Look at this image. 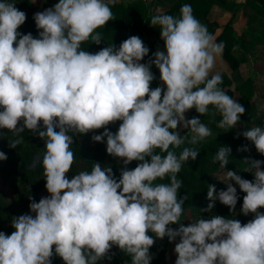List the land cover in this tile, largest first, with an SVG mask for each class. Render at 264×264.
<instances>
[{
    "label": "clouds",
    "instance_id": "clouds-1",
    "mask_svg": "<svg viewBox=\"0 0 264 264\" xmlns=\"http://www.w3.org/2000/svg\"><path fill=\"white\" fill-rule=\"evenodd\" d=\"M112 19L105 0H58L34 14V38L18 31L26 13L13 0H0V135L12 133V149L23 143L25 130L44 142L35 162L42 166L48 193L39 202L29 197L34 215L14 217L11 235L0 232V264H52L53 255L63 264H98L112 258L114 246L131 264H150V248L165 237L170 243L179 238L175 264H264V213L259 211L264 208V161L246 160L254 179H244L225 171L231 148L221 146L213 163L223 170L218 179L227 188L217 193L209 185L207 191L206 211L218 200L233 215L239 199L234 182L245 193L240 214H254V219L242 224L215 215L181 223L187 196L178 198L182 182L177 174L199 151L183 147L177 155L174 149L212 135L198 117L185 114L195 109L205 116L211 106L212 115L221 117L216 127L227 131L246 111L219 87L222 76L212 74L224 45L215 43L191 5L184 4L179 16L151 18L164 47L148 63H141L149 49L138 36L118 48L82 50L89 41L101 44L97 29ZM153 65L162 85L155 89L150 87ZM117 121L118 131H109ZM100 129L103 133L91 139L100 143L106 138V153L122 161L119 180L99 162L69 179L73 137ZM241 135L264 156V128L253 126ZM6 159L0 151V161ZM133 161L139 163L129 169ZM165 178L168 183H155Z\"/></svg>",
    "mask_w": 264,
    "mask_h": 264
},
{
    "label": "trees",
    "instance_id": "trees-1",
    "mask_svg": "<svg viewBox=\"0 0 264 264\" xmlns=\"http://www.w3.org/2000/svg\"><path fill=\"white\" fill-rule=\"evenodd\" d=\"M16 7L26 13L25 23L18 29L22 34L31 33L33 37H38V31L33 20V16L38 12L37 7L31 0H13ZM110 8L113 12V19L108 22L105 28L97 29L103 37L100 45L91 44V41L82 45V50L95 53L108 45H119L131 36H138L149 49L148 56L144 57L141 63H148L157 49L163 50V41L160 39L159 27L150 26L151 18L155 15L168 14L172 16H179L180 8L184 4H190L193 10V15L205 25L208 32L215 37V43H222V57L229 65L232 71L237 70L241 62L248 60L249 55L254 54V50L258 47L264 46V0H244L243 3L232 6L229 9L231 18L223 26L217 22L209 19V12L216 0H174L169 6L154 5L152 0L148 2L144 0H134L131 2H109ZM154 9H159L157 13L151 12V6ZM159 5V6H158ZM246 10L247 21L246 28L238 33L234 24L238 19L241 10ZM260 61H264V52L258 55ZM155 79L152 81L150 87L155 89L157 86H162L160 82L159 70L153 65L151 68ZM222 84L219 87L231 97L233 90L230 88L232 80L221 72ZM234 89L239 93V101L244 108L245 114L240 117V121L233 129H220L216 124L221 119L217 113L212 115L214 109H209V114L200 116L195 109L190 110L185 115L196 114L211 130L213 136L206 138L197 145H189L185 143L179 149H174L179 155L183 147H194L199 151V155L195 161L189 160L184 163L181 171L177 174V179L182 182L181 189L178 193V198L187 196V200L183 205L184 211L190 212L191 219L211 218L219 215L225 218L238 219L242 224L254 219V214L244 216L240 214V209L243 203L245 193L241 192L238 185L233 186L237 188V195L239 197L236 205V214L230 213L228 207L222 205L218 200L214 203L213 209L206 211L210 201L206 199L209 185H214L217 193L221 190H226L227 184L220 181L223 179V170L220 169L219 163H213V158L221 146L231 148L229 163L225 171H235L242 178L253 180L254 177L248 172V165L246 160L254 159L264 161V156L257 153L255 146L246 140L241 133L247 128L253 126H260L264 128V85L259 89L257 83L253 78H246L237 82ZM120 122L108 126V130L115 133L118 131ZM4 135H0V151L4 152L7 159L0 161V168L10 167L11 169L23 172L27 179V184L22 181L20 176L8 172H0L1 181L8 183L12 190L11 195L7 194L0 187V232L11 235L14 229L11 227V222L14 217H19L23 214L30 213L29 204L30 199L39 202L41 197L48 196L45 188V180L43 179L42 166L36 163V157L44 150V142L30 131L25 130L21 135L23 143L17 148L9 147V139H15L12 133L3 130ZM104 129L97 130L94 135L102 134ZM181 135L186 134V130L178 127ZM74 143L71 150L74 152L75 161L72 166L68 178L78 174L80 171H91L94 162H99L103 167H111L114 177L117 181L120 178V172L123 168L122 161H119L109 156L106 153V138L104 142L90 145L84 142L77 136H74ZM247 147L248 151H239L243 147ZM173 150V149H170ZM159 151V150H157ZM139 162L133 161L128 165L129 169H134ZM264 171V164L261 166ZM219 178V179H218ZM169 180L155 183H168ZM264 213V208L259 209ZM34 215V214H32ZM187 226L189 221H181ZM173 229H177L179 225H170ZM152 235V233H148ZM155 239V237H153ZM177 243L179 238H177ZM172 243V242H171ZM167 237L163 240L155 239L154 245L150 248L149 254L152 257L150 264H167L166 255L171 244ZM112 257L99 261L98 264H131V258L122 253L117 247H113L109 253ZM52 264H63V261L53 255Z\"/></svg>",
    "mask_w": 264,
    "mask_h": 264
},
{
    "label": "rangeland",
    "instance_id": "rangeland-1",
    "mask_svg": "<svg viewBox=\"0 0 264 264\" xmlns=\"http://www.w3.org/2000/svg\"><path fill=\"white\" fill-rule=\"evenodd\" d=\"M32 3L37 7L38 12H42L48 8L53 7L56 3H58V0H31ZM105 1H109V2H131L134 0H105ZM146 2H148L149 0H144ZM154 2V5L156 6V4H161L160 6H169L174 0H152ZM235 1V0H233ZM228 3V4H227ZM226 0H216V4H219L220 6H222V4H224L225 6L228 7H232L234 5V2L231 3L230 1ZM159 6V5H158ZM223 7V6H222ZM158 8L154 9V6H151V12L152 13H157L158 12ZM243 14L245 16V23L247 21V12L246 10H243ZM216 15V14H215ZM264 22V20H263ZM243 25V23L241 22V26ZM241 26L238 27V32H241ZM246 26V24H245ZM246 28V27H244ZM237 30V29H236ZM241 30V31H240ZM244 30V29H243ZM254 54L253 55H249V58L247 61L245 62H241L237 68V70L232 71L231 68L229 67V65L224 61L222 54L223 52L219 53L216 55V60H215V65L214 68L212 69V74H216V73H221L224 72L226 73V75L232 80V85H231V89L233 90V99H236L237 102L239 101V93L234 89V86L237 82H239L240 80L246 79L248 77L253 78L255 80V82L257 83L259 89L264 85V61H260L258 55H260L261 52H264V46L262 47H258L254 50ZM192 117H198V115L196 114H189L186 115L187 119H191ZM200 119V118H199ZM201 120V119H200ZM202 122V120H201ZM203 123V122H202ZM96 132H90L87 135H77L78 138H80L81 140H83L84 142H88L90 145H94L95 142L92 141L91 137L95 134ZM213 136V134L211 135ZM210 136V137H211ZM3 186V189L5 190V192L9 195H11V186L8 183H3L1 181V177H0V187ZM191 216H190V212L185 210L181 216V221H190ZM177 243V241H174L170 244L167 255H166V260H167V264H175V261L177 259V256L174 252L175 249V244Z\"/></svg>",
    "mask_w": 264,
    "mask_h": 264
},
{
    "label": "crops",
    "instance_id": "crops-1",
    "mask_svg": "<svg viewBox=\"0 0 264 264\" xmlns=\"http://www.w3.org/2000/svg\"><path fill=\"white\" fill-rule=\"evenodd\" d=\"M227 1H230V0H226V3H227ZM232 2H234V4H240V3H243L244 0H235V1L231 0V3ZM222 6L215 3L213 5V7L211 8L209 14H208L209 19L211 21L217 22L220 26H223L231 18V13L229 12V9L231 7L225 6L224 4H222ZM244 19H245V16L243 14V9H242L239 13L237 21L234 24V28H235V30L237 29L236 30L237 32H238V27L241 26V22L243 23V25L241 26V30L245 29L244 27H247V26H245L246 23H245ZM238 33H241V32H238Z\"/></svg>",
    "mask_w": 264,
    "mask_h": 264
},
{
    "label": "water",
    "instance_id": "water-1",
    "mask_svg": "<svg viewBox=\"0 0 264 264\" xmlns=\"http://www.w3.org/2000/svg\"><path fill=\"white\" fill-rule=\"evenodd\" d=\"M0 172H8V173H13L15 175H18V176H20V178L22 179V181H24V183L27 184V179L25 178L23 172H20V171L15 170V169H11L8 166L3 167V168H0Z\"/></svg>",
    "mask_w": 264,
    "mask_h": 264
}]
</instances>
